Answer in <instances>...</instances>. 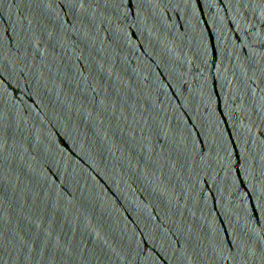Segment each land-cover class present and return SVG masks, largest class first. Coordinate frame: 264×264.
<instances>
[{
    "label": "water",
    "instance_id": "water-1",
    "mask_svg": "<svg viewBox=\"0 0 264 264\" xmlns=\"http://www.w3.org/2000/svg\"><path fill=\"white\" fill-rule=\"evenodd\" d=\"M0 264H264V0H0Z\"/></svg>",
    "mask_w": 264,
    "mask_h": 264
}]
</instances>
